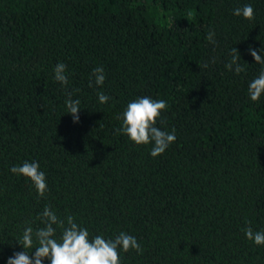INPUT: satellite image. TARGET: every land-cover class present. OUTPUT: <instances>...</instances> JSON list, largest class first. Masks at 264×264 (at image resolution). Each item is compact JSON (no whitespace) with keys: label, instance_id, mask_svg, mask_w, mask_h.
<instances>
[{"label":"trees","instance_id":"obj_1","mask_svg":"<svg viewBox=\"0 0 264 264\" xmlns=\"http://www.w3.org/2000/svg\"><path fill=\"white\" fill-rule=\"evenodd\" d=\"M246 4L252 20L233 14ZM249 46L264 56V0H0V264L46 205L90 237H135L142 253L120 264H264L245 236L264 231V94L248 93L264 64ZM141 97L167 102L155 126L176 139L157 157L115 132ZM24 162L45 173L43 197L10 171Z\"/></svg>","mask_w":264,"mask_h":264},{"label":"clouds","instance_id":"obj_2","mask_svg":"<svg viewBox=\"0 0 264 264\" xmlns=\"http://www.w3.org/2000/svg\"><path fill=\"white\" fill-rule=\"evenodd\" d=\"M233 14L238 17L242 16L246 20L254 19V9L250 4L234 9ZM214 35L215 33L210 31L206 38L211 43H215ZM248 51L256 63L264 64V56L258 54L257 50L249 46ZM259 51L262 52V49ZM231 55V62L225 67L236 74L244 72V67L239 63L240 53L235 47L232 49ZM65 73L66 65L58 63L54 68V80L66 87L69 81ZM92 75L95 86L99 87L104 84L106 77L102 67L94 68ZM92 86L93 82H90L89 87ZM248 93L253 102L258 101L264 94V69L261 70L257 78L250 82ZM67 95L68 99L65 101L67 113L76 123L79 121L81 101L72 99L71 92H68ZM97 98L101 104H106L111 99L103 92H97ZM166 108L165 100L138 98L127 105L122 114V126L115 132L127 135L137 145L152 143L150 155L152 157L160 156L176 139L174 130L172 133H168L155 126L161 112ZM39 169L40 166L37 162H24L20 166H13L10 171L28 178L35 186L38 195L43 197L47 191V183L45 173ZM38 218L43 227L37 228L35 231L31 226L24 229L23 235L18 241L24 250L15 252L8 258L7 264H44L45 259L50 264H120V250L125 253L135 250L138 254L143 251L137 239L124 232H121L115 239L106 240L102 235L90 237L88 229L76 223L73 216L68 215L65 219H61L47 205ZM57 228L62 230L59 238H57ZM245 236L256 245H264V231L254 232L251 227H248L245 229ZM29 249H31L30 252ZM33 249H35L34 254L30 255Z\"/></svg>","mask_w":264,"mask_h":264}]
</instances>
